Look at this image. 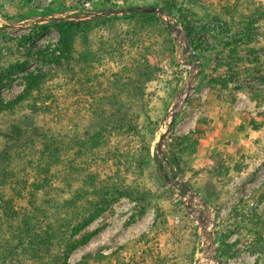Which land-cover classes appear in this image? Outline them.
Listing matches in <instances>:
<instances>
[{
    "label": "rangeland",
    "instance_id": "374dc122",
    "mask_svg": "<svg viewBox=\"0 0 264 264\" xmlns=\"http://www.w3.org/2000/svg\"><path fill=\"white\" fill-rule=\"evenodd\" d=\"M3 1L4 4L0 7V26H3L0 29V74L3 70L12 69L17 64H27L22 70L12 71L14 73L10 79H3L0 83V99L5 103L15 100L24 92L26 78L29 74L47 73L55 68V65L43 59L26 58L27 48H31L35 53L46 52L47 50L52 53L59 44L60 36L58 31L52 28L40 37H33L27 45L17 46V42L23 37H29L33 30L50 25L55 19L68 17L78 18L79 22L75 23L95 22L112 18L121 19L110 29L101 28L97 30L92 38V49L95 51L93 54L103 58L102 66H98L95 70L92 69V72L94 75L102 74L105 76L102 77L104 89L108 80L113 79V75L121 73L125 65L134 67L136 60L144 54L149 62L162 70L158 81L152 83L149 92L156 89L159 96H163L165 90L170 89L172 91L178 88L174 98L170 103L167 101L166 105L165 101L159 100L156 96L147 95L145 99L154 122L152 127L154 136L149 142L153 163L143 177V183L147 189L157 191L160 187L161 182L155 171V168L159 169V162L156 160L157 144L166 131L168 116L178 95L183 96L175 126L160 159L168 176L173 180L172 186L165 183L163 187L169 194L172 192L173 197L171 200L168 197H162L159 202L163 210L170 213L173 212V206L180 205V208L188 214L189 223H183L181 217L169 214V224L176 228V230L172 228L170 231L180 232L178 239L173 237L169 239L170 232L164 229L156 230L153 227L155 219V211L153 210L134 224H129L132 215L140 209V206L137 207L135 202L127 198L121 199L87 228V232H94L97 229H101V231L89 244L75 251L69 263L79 264L85 256L91 255L87 264H144L142 253L145 246H139L135 241L140 236L148 234L156 247H159L165 254L173 256L174 259H171L168 264H191V262L192 264H205L207 262L203 255L205 239L201 233L200 223L196 220V217L199 219L204 213L208 223L207 233L215 241L216 258L221 264H264V247L255 250V246L260 240L263 241L262 245L264 246V230H261L262 238H258L259 241L257 234L254 233L259 230L256 229L258 226L260 229L264 227V199H259L260 196H257L251 200L255 192L264 186V123L260 129H254L250 125V120H255L257 124L263 122L260 120V115L264 114V80L242 77L238 82L229 84V91L227 90V92L221 91L220 87L207 86L206 82L215 64L205 55L202 56L197 53L192 45V50L199 54L198 59L194 58L191 53H186L185 46L178 42L165 21L159 17H157L160 20L158 24L144 28L140 35H134L136 33H132L131 29L132 35L130 36L128 32L134 22L125 20L131 15L92 19V14L105 11V9L96 7L101 0ZM142 1H137L138 5L134 6L162 7L155 0ZM250 1L251 3H249ZM181 4L183 5L182 14L164 8L168 13L166 20L171 22L174 28L185 31L186 35L185 26L188 24L196 29H204L205 43L211 46L217 43L215 36L223 38L228 29V36L240 32L242 30L240 24L242 16L251 14L256 8L264 9V0H190L186 4L185 2ZM134 6H117L113 9ZM18 16H24V18L18 21L9 20L10 17L18 18ZM256 27L264 31V20ZM117 36H119V42H123V39L130 45L128 48L125 45L126 47L119 52L110 51V45H114L112 39H116ZM172 43L175 46L173 53L175 63L171 61L170 52L167 50ZM81 44L80 39H78L77 51L82 49ZM101 44H105V48L101 47ZM53 45L55 46L54 49H52ZM239 47L242 55L246 58H249L250 54L244 52L245 48L253 49L264 67V37L256 39L249 47L240 42ZM58 53L57 55H59ZM192 64L199 65L200 68L195 73H199L200 77L195 81L193 80L192 87L186 94L187 85L191 83V77L194 73ZM242 65H239L240 68H243ZM81 78L86 81L84 77ZM54 83L55 86L53 85L52 90L59 100L58 106L61 108L59 112L56 111L54 114L44 117L41 125L45 124L55 131L70 130L73 125L71 119L77 120L74 116L78 114V109L81 110L80 112L86 119L93 114L90 106L85 103L87 97L83 94L87 92V86L81 88V86L76 85L75 80H63ZM228 94H233L235 97L232 104L229 102L230 97H228V102H225ZM163 98L165 99V97ZM230 104L231 106H229ZM141 114L142 117L138 121L144 123L146 120L145 113ZM200 121L202 122L200 129L203 135L195 137L199 139L196 153L192 149L185 150L186 147L182 141L190 133L198 130ZM149 135L147 136L149 137ZM147 136L146 138L149 140ZM139 142L140 140L132 135L128 137L112 136L109 146L110 153L107 154L109 150H106L97 160L86 161V164L90 165V173L97 175V182L101 184V182L107 181L109 177L115 175L116 166L120 162L113 154L115 148L120 149L121 152L130 148L131 154L134 155L135 153L138 154L137 152L141 148ZM63 155L65 163L73 157L66 151ZM177 158L183 162L182 167L178 166ZM77 160L83 162L84 158ZM239 162L242 164L241 170L239 172L229 171L227 174L225 168L232 169ZM65 165L62 164L61 167L53 169L55 175L58 176V181L55 183L57 188L66 185L63 175ZM215 170L217 172L219 170L218 175L212 173ZM22 171L25 173H21ZM17 174L21 176V182H28L26 187H29L35 179L32 167L22 168ZM121 175L126 180L127 185H133V182L136 181V177L132 174L122 173ZM182 184H186L191 192L184 195ZM206 185L212 186L210 191L212 199L208 197L205 191L200 190ZM79 186L81 185L75 181L72 190L75 191ZM14 188V190H20L22 185L14 184ZM3 192L7 198L16 196L11 189H4ZM21 193L22 196L16 198L18 210L26 208L28 203V192ZM181 194L184 197H181ZM189 194L193 195L194 207L202 213H194L193 215L189 212L186 207L190 200ZM65 196L69 195L66 194ZM195 228L198 229L197 239L192 236ZM193 244L195 258L192 261ZM222 244L232 247V253L237 252L238 255L234 258H218V250ZM52 252L55 250L52 249ZM99 254L105 256L106 259L97 261ZM41 262V260L34 261L27 258L24 264H42ZM211 264H215V262H211Z\"/></svg>",
    "mask_w": 264,
    "mask_h": 264
},
{
    "label": "trees",
    "instance_id": "16d2710c",
    "mask_svg": "<svg viewBox=\"0 0 264 264\" xmlns=\"http://www.w3.org/2000/svg\"><path fill=\"white\" fill-rule=\"evenodd\" d=\"M137 1L143 2L142 0H101L96 7L110 10L117 6L138 5ZM155 1L167 10L182 14L181 3L186 4L190 0ZM23 18L24 16H18V18L8 19L18 21ZM127 19L131 23L134 22L128 32L130 36L131 29L132 33H136L134 35H140L144 28L160 22L156 16L147 14L140 16L132 14L125 21H128ZM120 20L112 18L75 23L56 19L50 25L33 30L29 37H23L17 42V46L27 45L33 37H40L52 28H55L60 36L59 44L52 53H49V50L35 53L31 48H27L25 53L26 58L43 59L55 65V68L47 73L29 74L24 92L15 100L5 103L0 99V264H24L27 258L34 261L41 260L42 264H70L69 260L73 253L89 244L101 231L97 229L94 232H87V228L109 211L113 204L125 198L135 202L137 207L140 206L138 211L136 208L137 212L132 215L129 224H134L153 210L155 211L153 227L156 230L164 229L170 232L169 239L172 237L178 239L180 232L177 233L175 226L169 224V214L181 217L183 223H189V216L180 208V205L173 206L172 213L164 211L160 206L159 201L162 197H168L170 200L173 197V193L169 194L163 187L166 181L160 168L154 167L162 183L159 182L160 187L157 191L147 189L143 183L144 174L153 163L149 142L154 136V130H152L154 122L145 101L146 96H156L159 100L165 101L166 105L167 101L170 103L174 98L178 88L172 91L165 90L163 96H159L156 89L149 92L152 83L158 81L162 70L149 62L145 54L136 60L134 67L125 65L121 73L113 75V79L108 80L105 89L104 81L102 82V77L105 76L94 75L92 72V69L102 66L103 62L102 56L93 54L95 53L92 49L94 34L101 28L110 29ZM263 20L264 9H254L251 14L242 16L240 32L228 36L229 29L226 30L223 38L215 36L217 43L213 46L205 43L204 29H196L189 24L185 26L193 49L215 64L206 82L207 86L220 87L221 91L227 92L228 85L238 82L242 77L264 80V67L259 56L255 55L253 49L245 48L244 52L250 54L249 58H246L239 47L240 42L249 47L256 39L264 37V31L256 27ZM115 38L112 39L114 45H110V51L119 52L130 45L123 39V42H119V36ZM78 39L82 43V49L79 51H77ZM113 46L114 49H112ZM101 47L105 48V44H101ZM174 49L173 43L167 48L171 61L175 63ZM58 52H60L59 55H57ZM241 64L243 68H240ZM26 65V63L17 64L12 69L3 70L0 74V83L3 79H10L14 73L12 71L22 70ZM91 74L93 76H90ZM81 77H84L86 81ZM63 80H75L76 85L81 88L87 86V92L83 94L87 97L85 103L90 106L93 114L86 119L78 109V114L74 116L78 121L71 119L74 126L72 125L70 130L55 131L41 124L44 117L56 111L59 112L61 108L58 106L59 100L52 88L55 86L54 82ZM228 97L232 104L235 97L233 94H228L225 102H228ZM141 113H145L144 123L138 121L142 117ZM260 120L263 121L260 124L250 120V125L254 129H260L264 123V114L260 115ZM201 125L200 121L198 130L190 133L182 141L186 147L185 150L192 149L196 153L199 139L195 137L203 135ZM114 135L126 137L132 135L140 140L141 148L138 154L134 155L131 154L130 148L124 152L115 148L113 154L120 161L116 166L115 175L100 184L97 182V175L90 173V165L86 164V161L97 160L104 151L109 150L110 141ZM173 147L176 148V146ZM64 151L73 156L66 163L63 161ZM110 152V150L107 151V154ZM78 158H84L83 162L78 161ZM177 163L179 167H182L183 162L179 158ZM62 164H66L65 171L62 170L66 185L57 188L55 183L58 181V176L53 169L61 167ZM28 167L34 170L35 179L29 187H26L28 182H21V176L17 173L22 168ZM241 167L242 164L239 162L232 169L225 168V171L227 174L229 171L239 172ZM122 173H129L136 177L133 185L126 184ZM212 173L218 175L219 170ZM75 181L81 186L73 191L72 185ZM14 184L22 185V189L14 190ZM4 189L13 190L16 196L7 198L3 192ZM211 189V185L200 188L212 199ZM26 191L28 192L27 207L18 210L16 198L21 197V192ZM66 194L69 196L66 197ZM257 196H260L259 199H264V186L255 192L251 200ZM258 227L256 229L259 230L254 233L257 234L259 241L264 227L261 229ZM172 228L175 230L170 231ZM192 236L195 239L198 238L197 228L193 230ZM135 242L139 246H145L142 253L144 264H168L171 259H174L173 256L165 254L156 247L148 234L140 236ZM262 243L263 241L260 240L255 250L264 247ZM231 248L222 244L218 250V258L237 256V252L232 253ZM52 249L55 252H52ZM191 253L193 261L194 244ZM97 257V261L106 259L102 254ZM90 258L91 255L85 256L79 264H87Z\"/></svg>",
    "mask_w": 264,
    "mask_h": 264
},
{
    "label": "water",
    "instance_id": "95a60500",
    "mask_svg": "<svg viewBox=\"0 0 264 264\" xmlns=\"http://www.w3.org/2000/svg\"><path fill=\"white\" fill-rule=\"evenodd\" d=\"M143 15V14H147V15H153L156 17L161 18L163 21H165V23L167 24V26L169 27V29L171 30L172 34L174 35V37L178 40V42L182 45L185 46L186 48V53H191L194 58L198 59L199 54H197L194 50H192L191 48V44L189 42L188 36L186 35L185 31L179 29V28H174L171 24V22H169L168 20H166V18L168 17V13L167 11L162 8V7H154V6H134V7H128V8H117V9H110V10H105L103 12H98L95 14H92L91 17L92 19H100V18H105V17H118L121 15ZM76 17H68V18H64V19H59L58 21H68V22H79L77 19H75ZM56 20V19H55ZM3 26H0V29H2ZM192 68H193V76L191 77V83H188L187 85V92L186 94L190 91L191 87H192V83L193 80H197L200 75L199 73H195L200 67L198 64H192ZM183 102V96L178 95L175 104L172 108V110L169 113L168 116V123L166 125V131L164 132V134L162 135L161 139L159 140L158 144H157V149H156V160L159 162V168H160V172L163 175L166 183L168 186H172L173 184V180L170 179V177L167 174L166 168L164 166V164L161 162V156H163V149L166 147L167 142H168V138L175 126L177 117L179 115V111L181 108V103ZM182 189L184 190V195L190 193V189L188 186H186V184H182ZM183 194H181V197H184ZM190 196V200L189 202H187L188 204H186L187 209L189 210V212L193 215L194 213H199L200 211L194 207L193 205V195L189 194ZM202 213V212H200ZM196 220L200 223V228L202 230V236L205 239V244H204V259L207 260V262L205 264H211V262H215V264H221V262L216 258V247H215V241L213 239L212 236H210L207 233V217L204 213H202V215L200 216V218L198 219V217H196Z\"/></svg>",
    "mask_w": 264,
    "mask_h": 264
},
{
    "label": "built area",
    "instance_id": "2783aa9c",
    "mask_svg": "<svg viewBox=\"0 0 264 264\" xmlns=\"http://www.w3.org/2000/svg\"><path fill=\"white\" fill-rule=\"evenodd\" d=\"M3 4H4V1L3 0H0V7H2L3 6ZM90 5V4H89ZM54 45L52 46V49H54ZM59 54V53H58Z\"/></svg>",
    "mask_w": 264,
    "mask_h": 264
}]
</instances>
